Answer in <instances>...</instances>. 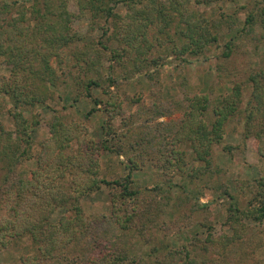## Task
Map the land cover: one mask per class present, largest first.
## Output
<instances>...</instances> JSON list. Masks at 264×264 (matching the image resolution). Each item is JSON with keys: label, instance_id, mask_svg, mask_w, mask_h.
I'll use <instances>...</instances> for the list:
<instances>
[{"label": "rangeland", "instance_id": "obj_1", "mask_svg": "<svg viewBox=\"0 0 264 264\" xmlns=\"http://www.w3.org/2000/svg\"><path fill=\"white\" fill-rule=\"evenodd\" d=\"M6 1L13 5L8 8V12L0 11V20L22 19L20 31L7 27L1 37L4 49L0 51V61L3 62L10 51H16L25 40L21 36L22 32L29 31L34 20L42 21L43 16L50 22L67 23L74 31L78 29L87 39L90 37L87 32L103 24L101 18L93 19L90 12L77 0ZM172 1L145 0L141 5L145 12L140 18H132V10L120 8L121 14L125 16L124 22L132 24L136 39L133 47H127L126 54L123 49L125 43L119 44L122 57L113 62L112 75L116 84L110 88L113 95L111 106L109 100H105L109 95L102 91L93 92L100 100L97 106L84 96L78 103L73 101L78 93L76 80L85 79L89 74L80 69L75 58L68 53L49 57V63H52L59 75L57 88L39 83L30 76L29 71L19 72L13 83L17 84L11 89L19 90L21 94H28L30 97L35 96L32 99L35 100L33 108L22 111L25 117L31 119L29 128H34L30 133L34 142L28 148V158L18 163L15 171L25 179L32 178L36 183V174L42 167L48 169L49 166L50 178L47 183L51 184L50 206L44 211L45 214H50L47 218H50V222H57L63 216H79L85 221L70 237L71 243L66 246L67 259H55L56 264H80L75 262L79 258L87 260L91 255L104 256L115 249L120 252L123 248L136 256H143L144 259L138 257V264H154V257L146 256L151 250L150 244H146L147 238L155 236L154 242L158 245L168 242L172 247H180L194 238L204 240L209 231L214 232L215 241L221 236H227L225 240L228 245L237 237L226 248L223 246L211 249L205 245L210 250L207 258L216 259L214 263L264 264V220H227L232 201H237L241 210H245L250 204L252 193L246 188L247 182L264 176V152L259 151L260 143L255 138V133L249 132L244 136V121L238 116L231 117L222 127L221 140L210 145L209 153L203 154L201 159L193 148L197 140L193 142L189 138V127L187 123H183L185 110H190L196 102L201 103L200 97L206 96L210 105L207 114L198 113L201 112L198 105L192 110L197 109L198 119L209 124L213 106L223 96L231 93L236 82L242 84L245 106L251 89L242 80L249 75L250 70L257 71L260 67L264 69V56H260L264 47L258 43L254 49L256 43L250 41L241 45L230 59L220 57L225 43L233 33L226 36V27L220 24L219 28L215 25V20L221 18L220 12L223 9L232 13L238 9L237 5L224 1L216 3L217 0L209 5L197 4V0H190L186 3L188 14L192 17L196 12L201 13L212 32L218 27L220 36L218 42L209 46L204 54L177 56L172 49L179 50L182 39H179L178 32L186 27L184 23L178 22L181 16L174 13L172 24L159 32V24H165L158 16L161 8L159 3L166 2L164 13H168L172 11L171 5L178 0ZM238 1L240 6L246 3V0ZM247 10L248 8L238 13L240 19L245 18ZM147 13L152 18L157 17L155 20L161 23L150 25L146 36L142 37L140 34L143 28L140 30L139 25L143 23L142 18ZM94 33V36H99L101 31L95 29ZM29 40L27 36L24 43ZM84 45L86 47L87 43ZM88 50L95 55L94 50ZM61 59L62 62L59 63ZM34 60L39 61V56ZM73 64L76 65L75 68L70 67ZM108 64V60L104 62L105 66ZM9 75V67L5 63L0 64V87L5 85ZM93 107L97 111L86 117L87 111ZM17 109L21 111L22 108ZM11 111L13 103L10 96L5 92L0 93V135L6 142L18 130ZM55 114L63 116L68 123H74L72 133H64L73 136L62 151L59 148L49 151L44 147V143L51 138L48 124L52 123ZM36 118L41 120V126L33 123L32 120ZM177 129L179 131L174 135ZM10 132L12 133L9 134ZM186 132L189 139L182 141ZM18 133L23 135L22 132ZM64 134L61 135L62 138H66ZM6 144L4 143L5 146ZM19 148L21 149L20 146L17 149ZM47 161L50 163L44 166ZM130 170L133 171L131 187L140 188L143 193L135 201L127 200L125 204H117L112 194L116 190L111 189L114 185L106 186L100 182L122 180ZM93 180L101 185L99 189L82 195L77 193ZM156 185L163 186L170 194L145 189ZM59 186L72 193L68 198L73 206V199L80 196L79 212L64 205H51L54 204L51 196L57 194ZM12 197L16 204V196ZM35 200H21V215H32L30 212L34 208L29 207L35 204ZM7 203L0 204V224L12 217ZM27 204L30 205L23 211ZM118 206L122 216L128 211L135 214L129 221L121 224L123 228L126 227L123 231L120 230L119 223L117 224L115 211ZM142 206H148L145 216L140 211ZM131 221L134 224L130 226ZM134 226L138 229L132 236ZM111 231H114V237L116 233L119 237L112 240L109 234ZM110 246L113 248L107 249ZM36 250L31 237L24 235L15 240L13 245L0 248V263L22 264V256L34 254ZM199 250L197 253L202 256L204 251ZM164 252L165 250L159 254ZM46 264H50V261Z\"/></svg>", "mask_w": 264, "mask_h": 264}, {"label": "trees", "instance_id": "obj_2", "mask_svg": "<svg viewBox=\"0 0 264 264\" xmlns=\"http://www.w3.org/2000/svg\"><path fill=\"white\" fill-rule=\"evenodd\" d=\"M144 1L145 0H77L79 4L83 5L86 10L90 12L93 19L101 18L103 21L102 25L97 26V28L93 27L87 32L90 36L88 39L79 33L78 29L74 31L67 23L59 21L50 22L48 18L46 19L43 16L42 21L34 20V24L29 28V31L22 32V38L26 40L27 36H29L30 40L27 43H24V40L20 45L21 47H17L18 49L16 51L13 49L10 51V54L4 59V62L3 60L0 61V64L5 63L10 69V75L4 82L5 85L0 87V93L5 92L10 96L11 102L13 103L11 115L16 120L18 126V130L16 129V131L13 132L15 136L7 138L8 142L2 139L0 135V204L8 202L6 205L9 206V211L12 213L10 219L4 220L0 224V248L6 245L11 246L18 238L29 235L37 250L34 254L22 256V264H46L48 261H50V264H56L54 263L56 261L55 259H67L68 249L66 246L71 243L72 238L70 237L74 235L75 229L83 225L85 221L79 216L75 218L63 216L57 222H50V218H47L50 214H45L44 211L48 210L50 206L49 192L51 184L50 182L47 183L48 178H50L49 166H47L48 169L40 167V171L36 174V183L32 178L25 179L15 171L17 164L28 158V148H30V145L34 142L32 134H30L34 131V128H29L31 119L25 117L22 111L33 108L32 106L35 100L32 99H34L35 96L30 97L28 94H21L19 90L16 91L15 89H11L13 85L16 86L17 84L13 83L17 80L19 72L29 71L31 73L30 76L39 83H45L48 86L57 88L59 75L55 71L52 63H49V57H58L60 54L68 53L75 58L77 66H80V69H83L84 72L89 74L87 78L81 80H76V78L73 77V79L76 80V89L78 92L73 98V101L78 103L80 98L84 96L91 99L97 106L100 100L94 96L93 92L102 91L109 95L105 100H109L111 106L112 102H110V100L113 95H111L112 92L110 93V88L116 84V79L112 75L113 62H117V60H120L122 57V48L119 47V44L125 43L126 46L123 49H125L124 54H126L127 47H133L135 45L133 41L136 39V34L132 32V24L130 22H124L123 19L125 16L121 14L120 8L124 7L128 10H132L133 14L131 17L140 18L142 13L145 12L144 8L141 7ZM147 1L159 2L160 0ZM189 1L190 0H178L174 2L170 7L172 11L168 12L169 14L164 13L166 2L159 3V7L161 8L158 16L161 17L160 21L162 19L165 21V24L163 25L159 20H155L158 19L157 17H150L149 13L144 14V18H142L143 23L139 25L140 30L143 28L140 36H146V30L152 24L157 25L161 23L159 24V32H163V30L172 24L173 14L176 13L181 16L178 21L179 24L184 23L186 27L181 28L178 32L179 39L182 40L179 50L177 51L174 48V50L172 49L173 53H176L177 56L204 54V51L209 46L218 42L220 36L219 30L217 32V27L216 30L212 32L209 26L206 25L208 24L207 20H204L205 18L199 12H196L191 17L186 7V3ZM213 1L216 0H197L196 3L209 5ZM222 1L231 2L237 5L238 9L232 13L223 9L220 12L221 18L215 20V25L219 26L222 24L226 27V36L233 33L230 39L225 43L220 57L230 59L241 45H246L250 41L256 43L254 49L258 43V45L264 47V0H246V3L242 6L239 5L238 0H217L216 3ZM15 3L14 5H16ZM11 5L13 4L6 0H0V11L5 10L8 12V8ZM246 8H248V10L245 11V18L240 19L238 13H240L241 10H246ZM21 19L22 18H9L8 20H0V51L4 49L1 43V37L3 36L5 28L12 27L20 31ZM220 27L221 26H219V28ZM95 29L101 31L99 36H94ZM83 42L87 43L86 47ZM88 48L94 50L95 55H93L92 51L88 50ZM38 56L39 61L34 60ZM260 56L263 58L264 51ZM107 60L109 64L105 66L104 62ZM61 62L62 59L59 63ZM70 67L75 68L76 65L73 64ZM106 72L108 73L104 74ZM242 81H245L247 87L251 89L249 98L245 101V106H243L242 84L236 82L231 93L223 96L217 104L213 106L209 124L198 119V113L207 114L208 106H210L208 97H200L199 101L201 103L198 104V102H196V104L191 106L190 110H185L183 123H187L189 127V138L193 142L197 140L193 148L201 159L203 158V154L209 153L210 145L221 140L224 123L229 118L237 116L244 121V136L249 132L255 133V138L260 143L259 151L264 152V69L260 67L257 71L250 70L249 75ZM39 101L41 100L39 99ZM195 105L200 107L201 112L197 113V109L195 111L192 110L195 108ZM17 108L22 109L20 111ZM95 111H97V108L93 107L91 110L87 111L85 116L89 117ZM37 119L38 118L32 120L34 124L41 123V120ZM73 125L74 123L66 122L63 116L55 114L52 123L48 124V133L51 134V138L49 137V140L44 143V147L49 149V151L50 149L53 151V148H59V150L62 151L73 136L70 133L66 135L64 133H72ZM78 125L81 126L80 123H78ZM18 131L22 132L23 135L18 133ZM178 131L179 129L174 132V135L178 133ZM11 133L12 132L9 134ZM63 134L66 138L61 137ZM188 136L186 132L181 140L185 141L189 139ZM50 140L52 142H50ZM4 143H7L6 146ZM19 146L21 149H17ZM202 146H204V149H202ZM180 156L181 154L179 157ZM49 163L50 161L45 162L44 166ZM132 173L133 171L130 170L122 180H115L114 182L101 180L100 182L104 183L106 186L114 185L111 189L116 190V192H112V194L113 200L116 201L117 204H125L127 200L135 201L143 193L142 189L131 187L133 184ZM177 185L178 184H175V186ZM100 187L101 185L96 180H93L90 185L86 188H80L77 193L81 195L83 193L86 194L91 191H96ZM246 188L252 193L250 204L247 205L245 210H241L238 202L232 201L228 208L230 212L227 217L228 221L239 222L242 218H250L255 221L264 220V176L254 179L253 182H247ZM145 189H148L150 192H166L170 194V192H167L161 185ZM58 190L60 192L56 191L57 194L51 196V201L54 202V204L51 205H64V207H70L71 210L74 208L73 210L79 212L80 196L78 195L73 199V201L75 200L73 206L72 202H70V198H68L72 193L70 191H64L60 186ZM225 193L228 194L231 199H234L228 191H225ZM12 195L16 196V204ZM33 199H36L34 202L35 204H27L23 207V211H25L29 205L30 209L34 208L30 212L32 215H21L22 208H19L21 200L30 201ZM138 206L139 205H137V207ZM140 211L143 212V216L147 215L148 206H142ZM115 212L117 214V224L119 223L120 230L123 231L126 227L123 228L121 224L129 221L131 216L133 217L135 214L134 212L131 213L128 211L122 216L120 206L116 207ZM149 221L151 220L149 219ZM228 221L227 223H229ZM152 223L156 226L155 222ZM132 224H134V222L131 221L130 226ZM134 227L133 234H131L132 236L138 229L137 226ZM116 230H118L117 227ZM113 232L114 231L109 232L112 240L113 238L119 237L118 233H116L114 237V234H112ZM213 235L214 232L209 231L204 240L194 238L181 244L180 247H172L168 242L158 245L154 242L155 236H151L145 240L146 244H150L151 248L146 256L154 257V264H216L214 263L216 259L207 258L210 256V254H208L210 250L206 246L211 249L223 246L226 248L231 245L237 237H234L228 245V241L225 240L227 236H221L215 241ZM108 248L113 247L110 246L107 247V249ZM197 249H200L199 251H204V254L202 253V256L198 254ZM163 250H165V252L160 255L159 253ZM138 257L144 259L142 255L136 256L123 248L120 252L115 249L114 252L104 256L91 255L87 257V260L79 258L78 261L75 262H79L80 264H138Z\"/></svg>", "mask_w": 264, "mask_h": 264}]
</instances>
